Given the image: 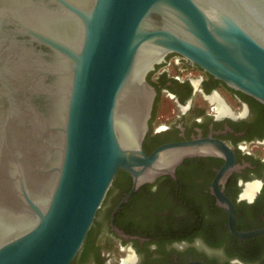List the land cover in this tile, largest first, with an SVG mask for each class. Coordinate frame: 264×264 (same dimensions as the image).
Instances as JSON below:
<instances>
[{"label": "water", "instance_id": "1", "mask_svg": "<svg viewBox=\"0 0 264 264\" xmlns=\"http://www.w3.org/2000/svg\"><path fill=\"white\" fill-rule=\"evenodd\" d=\"M168 53L264 105V0H0V264H69L118 170L132 179L120 206L224 151L209 138L143 151L146 76Z\"/></svg>", "mask_w": 264, "mask_h": 264}, {"label": "flooded vegetation", "instance_id": "2", "mask_svg": "<svg viewBox=\"0 0 264 264\" xmlns=\"http://www.w3.org/2000/svg\"><path fill=\"white\" fill-rule=\"evenodd\" d=\"M146 79L155 90L146 154L198 138L225 149L184 158L120 206L132 179L118 170L69 264H264V105L176 53Z\"/></svg>", "mask_w": 264, "mask_h": 264}, {"label": "clouds", "instance_id": "3", "mask_svg": "<svg viewBox=\"0 0 264 264\" xmlns=\"http://www.w3.org/2000/svg\"><path fill=\"white\" fill-rule=\"evenodd\" d=\"M237 264H239V262H237Z\"/></svg>", "mask_w": 264, "mask_h": 264}]
</instances>
